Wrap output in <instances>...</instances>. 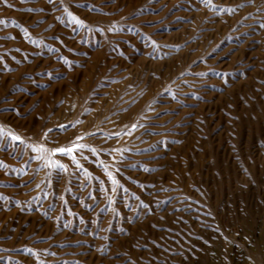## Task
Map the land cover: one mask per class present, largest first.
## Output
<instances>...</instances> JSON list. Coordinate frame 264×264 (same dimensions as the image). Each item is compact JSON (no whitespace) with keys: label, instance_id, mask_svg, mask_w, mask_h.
<instances>
[{"label":"rangeland","instance_id":"obj_1","mask_svg":"<svg viewBox=\"0 0 264 264\" xmlns=\"http://www.w3.org/2000/svg\"><path fill=\"white\" fill-rule=\"evenodd\" d=\"M0 129V264H264V0H0Z\"/></svg>","mask_w":264,"mask_h":264},{"label":"snow or ice","instance_id":"obj_2","mask_svg":"<svg viewBox=\"0 0 264 264\" xmlns=\"http://www.w3.org/2000/svg\"><path fill=\"white\" fill-rule=\"evenodd\" d=\"M76 22H77V23H81V24L83 23V21H80V20H77ZM221 75H226V74L221 73ZM61 127H66V126H61ZM132 127L135 128L136 125L134 124ZM49 131H51V130H49ZM0 132H2V129H0ZM8 135L12 136V138H13L14 140H17V141H19V140L22 139L21 137H19V136H14V135H12L11 133H8ZM85 135H94V133H87V134H85ZM115 135L119 136L120 133H115ZM83 139H84V136H83V135H81V136H77V137H76L74 140H72L68 145H66V146L56 147V148L51 149V150L45 149V148L43 147V145H41L40 148L37 149V151H39V152H41V153H48V155H49V161H48L49 164L52 163V161H51V159H50V156H51V155H54V154H56V153H59V154H62V155H67V156H71L72 159L75 161V160H76V155H75L76 151H82V150H84V149H89V148H90V145H87V144L81 143V141H82ZM90 150H91L92 152H96V149H95V148H90ZM117 151H119V150H117ZM37 158H38V159H44L45 157H44V155H41V156H39V157H37ZM56 163L58 164L59 162L57 161ZM108 175L111 177V176H112V173L109 172ZM113 182L116 183L115 180H113Z\"/></svg>","mask_w":264,"mask_h":264}]
</instances>
